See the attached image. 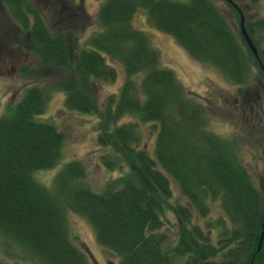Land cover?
<instances>
[{
    "label": "trees",
    "instance_id": "trees-1",
    "mask_svg": "<svg viewBox=\"0 0 264 264\" xmlns=\"http://www.w3.org/2000/svg\"><path fill=\"white\" fill-rule=\"evenodd\" d=\"M66 1L0 0V30L19 29L42 65L65 69L50 81L25 85L0 115L5 243L32 264H90L68 231L69 210L84 217L96 243L117 257L115 264H173L176 257L180 264H264V143L259 188L237 155L234 137L207 127L206 105L160 66L158 49L131 24L142 7L150 26L171 35L190 58L215 67L240 95L252 74L264 83L257 47L264 41V13L243 21L256 58L216 0H100L93 17L98 29L83 37L78 32L88 15ZM221 1L237 20L236 2ZM116 65L119 86L97 102L95 86L113 81ZM49 90L62 91L64 109L98 117L96 141L113 154L100 162L120 170L98 191L85 184L84 167L74 158L62 163L47 186L32 176L56 163L63 137L35 118ZM125 115L152 125L151 153L138 146L136 122L118 121ZM170 183L183 200H170ZM213 202L219 213L206 217ZM166 211L175 222L172 236L165 231Z\"/></svg>",
    "mask_w": 264,
    "mask_h": 264
},
{
    "label": "rangeland",
    "instance_id": "rangeland-1",
    "mask_svg": "<svg viewBox=\"0 0 264 264\" xmlns=\"http://www.w3.org/2000/svg\"><path fill=\"white\" fill-rule=\"evenodd\" d=\"M99 1L70 0V3H77L88 15L87 23L78 32L82 37L98 29L93 17ZM234 1L242 14V23L244 19L253 20L264 13V0ZM216 3L228 22L234 28L236 25L238 27V14L235 20V16L227 9L223 1L216 0ZM131 24L144 31L158 49L160 66L170 68L185 91L206 105L210 114L207 127L219 135L234 137L239 148L237 153L239 159L244 163L253 182L262 188L259 144L264 143V83L261 76L252 74L250 80L240 87V95H236L235 84L219 73L215 67L190 58L171 35L150 26L142 7L135 9ZM257 44L260 60L264 65L262 37ZM21 67L24 68L23 71L20 70ZM115 69L116 76L113 81L99 83L95 86L93 93L97 102H101L108 93L115 92L119 86L121 71L117 65ZM64 74L65 69L45 66L37 60L29 47L24 44L22 31L17 28L7 31L0 30V115L4 111L5 103L17 99L25 85L44 83ZM62 97V91L49 90L44 109L40 114L35 115L36 119L51 123L62 133L63 137L56 163L49 168L35 170L32 176L34 180L47 186L52 174L62 163L74 158L78 159L84 167L83 181L85 184L91 190L98 191L120 170L107 168L100 162V158L113 154L110 153L111 149L107 145H99L96 141L97 115L64 109ZM126 119L136 122L138 126L140 134L138 146L151 153L154 129L152 125L139 122L137 118L127 115L118 121H126ZM124 169L123 166L122 170ZM170 188V200L175 197L183 200L177 196L176 187L172 183H170ZM218 213L216 202H213L206 217ZM165 215L169 222L164 223L165 231L172 236L175 231V222L170 211H166ZM65 219L68 231L71 235H75L76 243L87 253L90 264H115L117 257L104 252L103 248L96 243L91 227L84 217L68 210L65 213ZM7 253L14 254L8 255ZM19 253L18 248L6 244L5 239L0 236V264H32L20 257ZM173 264H180V258H174Z\"/></svg>",
    "mask_w": 264,
    "mask_h": 264
},
{
    "label": "water",
    "instance_id": "water-1",
    "mask_svg": "<svg viewBox=\"0 0 264 264\" xmlns=\"http://www.w3.org/2000/svg\"><path fill=\"white\" fill-rule=\"evenodd\" d=\"M227 1L232 6L235 7V4L233 2H231L230 0H227ZM235 9H236L237 14H238V29H239V32H240L242 38L244 39L248 49L251 51V53L254 55V57L257 58L256 49H255L254 45L252 44L251 40L249 39L248 35L246 34L245 30H244L243 23H242V14H241L240 10L237 7H235ZM259 65L261 66V71H262L263 78H264L263 67H262V65L260 63H259ZM260 237H261V235H259L258 240H257V248H258L259 243H260Z\"/></svg>",
    "mask_w": 264,
    "mask_h": 264
}]
</instances>
